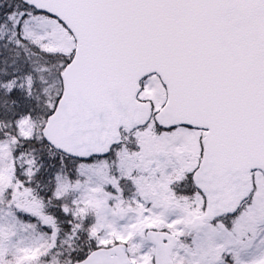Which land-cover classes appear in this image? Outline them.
Listing matches in <instances>:
<instances>
[{"label":"snow or ice","instance_id":"1","mask_svg":"<svg viewBox=\"0 0 264 264\" xmlns=\"http://www.w3.org/2000/svg\"><path fill=\"white\" fill-rule=\"evenodd\" d=\"M0 264H264V0H0Z\"/></svg>","mask_w":264,"mask_h":264}]
</instances>
